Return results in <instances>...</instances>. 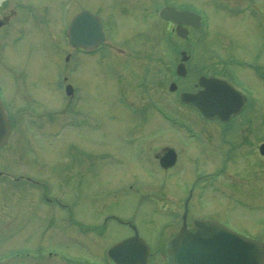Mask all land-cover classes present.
I'll return each instance as SVG.
<instances>
[{
  "label": "rangeland",
  "instance_id": "obj_1",
  "mask_svg": "<svg viewBox=\"0 0 264 264\" xmlns=\"http://www.w3.org/2000/svg\"><path fill=\"white\" fill-rule=\"evenodd\" d=\"M23 1L33 9L10 15V39L0 47V88L11 112V132L0 149V264L65 263L47 250L70 254V264L102 259L101 251L130 231L110 219L97 227L100 234L87 231L82 223L95 221L96 213L98 223L109 213L131 218L149 245H163L181 224L185 179L195 171L202 178L190 213L211 215L264 242V156L258 151L264 141V0H181L208 18L204 32L191 29L185 40L158 20L147 25L131 0L126 11L119 9L122 0H106L102 48L70 62L69 78L81 93L76 101L64 93L70 79L60 77L70 71L69 62L60 65L72 50L62 36L70 4ZM182 49L191 71L176 78L178 89L170 92ZM200 71L243 87V111L224 132L223 123L203 121L178 99ZM157 104L188 127L169 125ZM166 147L180 157L170 171L153 160V152ZM70 210L83 232L69 221ZM165 260L162 248L147 264Z\"/></svg>",
  "mask_w": 264,
  "mask_h": 264
},
{
  "label": "water",
  "instance_id": "obj_2",
  "mask_svg": "<svg viewBox=\"0 0 264 264\" xmlns=\"http://www.w3.org/2000/svg\"><path fill=\"white\" fill-rule=\"evenodd\" d=\"M163 15L178 23H197V17L192 13L179 12L173 8L165 9ZM177 31L184 36L181 28ZM67 32L73 45L85 48H94L103 39L100 20L87 11L74 16ZM181 53L176 73L184 76V61L188 55L185 51ZM197 84L200 88L195 92L182 91L180 100L195 107L202 118L228 120L241 110L243 95L226 80L200 75ZM175 88V83H171L169 89ZM70 92L71 86L67 85L66 93ZM8 133L9 125L0 102V146ZM259 152L264 154V143L260 145ZM174 161L175 153L172 149L160 158L163 167L172 165ZM148 255V245L137 234L120 240L108 249V256L114 264H144ZM166 261L167 264H264V248L259 240L238 233L215 220H195L193 228L189 229L183 214L179 231L168 242Z\"/></svg>",
  "mask_w": 264,
  "mask_h": 264
},
{
  "label": "flooded vegetation",
  "instance_id": "obj_3",
  "mask_svg": "<svg viewBox=\"0 0 264 264\" xmlns=\"http://www.w3.org/2000/svg\"><path fill=\"white\" fill-rule=\"evenodd\" d=\"M69 4H70V7L72 9V14L70 16V18L78 11L80 10H89L95 14H98V15H102L103 13L107 12L106 10H104L105 8H107V4H106V0H66ZM123 1V4H121V6H119V9L121 10H128V9H131V8H134V9H139V11L141 12L142 16H143V19L147 21V25L149 24V20L151 21H154L155 20V12L157 9H160L166 5H169V6H174L176 7L177 9H189L187 7V3L186 1H181V0H131L133 5L132 7L130 8V5H127L128 4V0H122ZM126 1V3H125ZM24 2L23 0H5L4 2L1 3L0 5V47L3 48L5 47L6 43L8 42V40L10 39V34H11V28H10V25H11V21H10V15L12 14V16L14 15H18L20 14V11H24L25 8H26V4L24 5ZM47 2H44L43 4H46ZM47 7V5H44ZM45 7H43L44 9ZM108 9H111V6L108 7ZM105 22V20H104ZM160 24V26L162 28H164V30H167L168 34L170 35V32L173 33L175 35V37L179 38L180 40H185L188 38V35L190 32L191 29H193L194 27L187 24V25H183V27L186 29V32H187V37L186 38H180L178 37V35L176 34V31H175V27H176V24L174 22H172L171 20H168V19H164V18H161L158 22ZM202 26H204V23L200 22L199 24V28H201ZM169 42V41H168ZM189 42H187L185 45H188ZM100 47V46H99ZM98 47V48H99ZM72 50H70L68 53H67V56H66V59L68 60L71 56H76V55H79V54H82V55H89L90 53H86L84 52V50L82 48H79V47H70ZM167 58L170 57V54H167L166 55ZM187 67V66H186ZM69 72H72L69 71ZM69 75H63V78H67ZM177 77L174 78L175 82L177 83V80H176ZM180 79V78H179ZM179 81V80H178ZM73 82V81H72ZM74 85V82L72 83ZM178 84V83H177ZM79 97L81 98V94H79L78 91L74 92V89L72 91V94L70 95L69 99L70 100H77L79 99ZM4 104L6 105V103L4 102ZM72 107V115H74V112L77 113L75 107H74V104L72 103L71 105ZM216 120V119H215ZM218 123H223L224 125H222V130L221 131H225V129L227 127H229V124L228 122L230 121H227V122H221V121H218L216 120ZM168 123V122H167ZM220 124V125H221ZM134 125H137V124H134ZM164 150V149H163ZM163 150L162 151H157L155 153H153V157L156 159L158 156H160L162 153H163ZM85 154L87 153L85 150L83 151ZM83 153V154H84ZM178 153H177V159H176V164L178 163ZM157 160V159H156ZM171 168H168L166 169V171L170 170ZM197 172H195V175L193 177V180L190 181V189H189V195H187L184 199V203H183V207L186 208V201H189V196L190 194H192V189L194 188L195 184L197 183L198 179L200 178V176H197ZM191 209V207H190ZM101 213H96L94 214V216H99V218H96L94 224H91L90 226L88 225V227L86 228V230L90 232V230H92L93 232L95 230H97V227H99L98 225V221L100 219V215ZM190 213V210L188 211L187 215L188 216H191L192 217V220L195 219L194 216L195 214H191ZM187 216V217H188ZM69 217H74L71 213V215H69ZM211 216H206V218H209ZM111 220V222H114L115 224L117 225H120V226H123V227H126L130 232L125 234V236L121 237L120 239L124 238V237H129L131 236L134 231H133V227H134V223H133V220L131 218H127V217H124V219H121V217H117L116 215H113L111 213L109 214H106L104 217H103V222H101V225L100 227H107L106 226V222L107 220ZM72 220V219H70ZM191 220V222H192ZM96 228V229H95ZM106 230V229H105ZM104 230V231H105ZM103 231V232H104ZM97 232L98 234H100V230H97L95 231ZM97 234V235H98ZM102 235V234H101ZM99 237V236H98ZM117 240H119L117 238ZM117 240H114V241H117ZM162 249V246H158V247H153L152 245H150V252L152 254V256L156 253H159V251ZM152 256H149V257H152ZM149 259V258H148ZM151 259V258H150ZM108 263V261H106ZM55 263V262H54ZM55 264H59L58 262H56ZM61 264H68V263H61Z\"/></svg>",
  "mask_w": 264,
  "mask_h": 264
}]
</instances>
